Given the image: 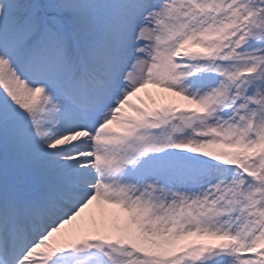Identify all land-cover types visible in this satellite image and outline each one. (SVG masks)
Masks as SVG:
<instances>
[{"label":"snow or ice","instance_id":"obj_1","mask_svg":"<svg viewBox=\"0 0 264 264\" xmlns=\"http://www.w3.org/2000/svg\"><path fill=\"white\" fill-rule=\"evenodd\" d=\"M0 89V264H264V0H0Z\"/></svg>","mask_w":264,"mask_h":264},{"label":"bare ground","instance_id":"obj_2","mask_svg":"<svg viewBox=\"0 0 264 264\" xmlns=\"http://www.w3.org/2000/svg\"><path fill=\"white\" fill-rule=\"evenodd\" d=\"M143 93H146L148 96H149V94H151L152 96H153V95L156 96V98H158V101H159V102H160L159 97H158L156 94L160 93V94H162V95H169V94H167V93H162V90L157 89V88H155V87H153V86H151V85H149L147 89L142 90L141 93H139L138 95L140 96V95H142ZM154 96H153V97H154ZM175 99L177 100L178 103H184V102L180 101L179 98H175ZM159 102H158V103H159ZM69 227H70V226H69ZM214 242H215V241H213V243H214Z\"/></svg>","mask_w":264,"mask_h":264},{"label":"rangeland","instance_id":"obj_3","mask_svg":"<svg viewBox=\"0 0 264 264\" xmlns=\"http://www.w3.org/2000/svg\"><path fill=\"white\" fill-rule=\"evenodd\" d=\"M3 90L2 89H0V92H2ZM154 96V95H153ZM140 97L142 98V100H143V104L141 105V106H144V105H147L148 107H152L153 106V104H152V100L149 98V96L146 94V93H143L142 95H140ZM154 97H156V96H154ZM157 99V103L159 102L158 101V98H156ZM134 100H135V98H134ZM135 102H137V103H139V101L138 100H135ZM193 242H196L195 240H192ZM196 243H199V242H196ZM201 243H212V242H206V241H202Z\"/></svg>","mask_w":264,"mask_h":264}]
</instances>
